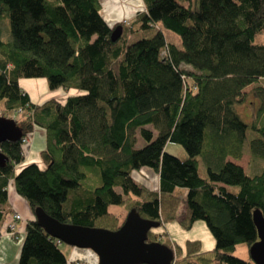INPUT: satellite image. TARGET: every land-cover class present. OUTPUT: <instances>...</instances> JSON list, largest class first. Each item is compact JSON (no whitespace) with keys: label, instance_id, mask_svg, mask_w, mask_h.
I'll return each mask as SVG.
<instances>
[{"label":"trees","instance_id":"1","mask_svg":"<svg viewBox=\"0 0 264 264\" xmlns=\"http://www.w3.org/2000/svg\"><path fill=\"white\" fill-rule=\"evenodd\" d=\"M144 2L145 10L111 27L100 0H0L11 34L5 39L0 29V115L15 118L22 132L0 143L8 156L0 165V226L13 181L34 214L41 207L62 222L116 230L132 208L158 227L178 217L185 229L205 220L215 237L210 250L199 239L182 247L165 230H149L147 241L175 250L173 264H257L232 251L259 238L253 211L264 215V165L250 175L228 158L245 153L249 124L238 106L250 92L264 112V87L255 85L264 78V42H254L264 30V0ZM163 28L179 34L180 45ZM32 77L77 92L35 104L20 84ZM36 127L46 133L44 165L17 170L22 139ZM252 127L261 136L251 152L264 158V125ZM137 130L146 142L140 148ZM168 142L182 144L188 157L168 152ZM143 166L159 174L158 191L132 176ZM179 187L187 188L182 216ZM113 205L125 208L123 218ZM61 243L32 218L18 264H68Z\"/></svg>","mask_w":264,"mask_h":264},{"label":"water","instance_id":"2","mask_svg":"<svg viewBox=\"0 0 264 264\" xmlns=\"http://www.w3.org/2000/svg\"><path fill=\"white\" fill-rule=\"evenodd\" d=\"M122 31L123 26L117 25L112 31V40H117ZM21 136L16 119L0 115V143L19 140ZM7 160L8 156L0 149V165ZM35 218L61 242L93 250L98 264H173L176 256L175 250L168 245L147 241L149 230L158 227L160 222L142 217L136 208L128 212L116 230L62 222L41 207L35 209ZM253 219L259 238L250 246L251 259L264 264V215L259 208L253 211Z\"/></svg>","mask_w":264,"mask_h":264},{"label":"rangeland","instance_id":"3","mask_svg":"<svg viewBox=\"0 0 264 264\" xmlns=\"http://www.w3.org/2000/svg\"><path fill=\"white\" fill-rule=\"evenodd\" d=\"M144 10H145V8H144ZM131 19H133V18H131ZM126 20L128 21L130 19H125L123 21H126ZM0 29L2 30V37L3 38H5V39L11 38L8 19L5 18L3 20H0ZM163 31L165 32V35L168 38V40L173 41V42L180 45L181 39H180L179 34H177L176 32H174L170 29H166V28H163ZM254 42L255 43L264 42V30L255 36ZM38 78L42 79L41 77H32L29 79H38ZM255 85H261L264 87V78H261ZM61 89H65V88L61 87ZM40 90H42L41 87H40ZM259 104H260L259 97H257L252 92H250L247 100L243 104H240L238 106V111L240 113V116L245 122H247L249 124V128L247 130V139H246L245 146H244L245 153L237 161L239 162L240 165H242V167L245 169V171L250 175L261 172L263 169V165H264V158L262 156H260L259 154L253 155V153L251 152V149H250V141L253 138H259L261 136L260 130L253 128L252 124L256 123L258 125V127H262V125H264V112L262 110H259ZM150 128L155 130L152 125H150ZM135 133L137 135L135 147L140 148V147L144 146L146 144V142L142 138V136L139 134L138 130ZM166 149L168 152L177 155L181 159H186L188 157V153H187L186 149L180 143L168 142L166 145ZM27 153H28V149H27L26 155H27ZM33 154L34 155H33L32 159H30V161H28V164L35 162V161H31V160H35V158H38V160H41V163L44 162L43 157L41 155V152L40 153L34 152ZM199 158H201V162H200V166H199V173L201 176L207 177L208 176L207 165L201 156H199ZM229 159H233V158L229 157ZM23 161H25V159H23L21 162H23ZM25 165H27V164L25 163ZM22 167H19V168L21 169ZM132 176L134 177V179L136 181L148 186L149 189L151 190V192L158 191V189H159V174L153 168H151L149 166H143L139 169H135L132 172ZM11 184H14L13 181H11ZM11 184H10V186H11ZM178 189L182 195V203H181L180 211H179V216H182L184 213V210H185L187 188L179 187ZM230 189L232 191H237L238 186L230 185ZM118 190H120V188H118ZM26 202H27V200H26ZM110 209L112 211L118 213L121 216V218H123L125 215V208L121 205H113V206H111ZM31 210H32V208H31ZM32 213L34 214L33 210H32ZM179 218L180 217H178L177 219H175L173 221L167 222V223L165 222V226L157 227V229L162 230V231L165 230L164 232L167 233L166 237L170 238L172 241H175L176 243H178L182 247L185 246L187 240H194V239L201 240L203 250H210L215 246V237L212 234V232L210 231L205 220L200 219L199 221L195 222V224L193 225V228L185 229L181 225ZM16 239H18V238H16ZM20 239H18V241ZM61 245L63 247L64 246L73 247L72 245H69V244L64 243V242ZM84 249H89V248H84ZM232 252L236 256H239L241 258H244L247 260L251 259L250 248L248 247L247 243L237 244V246L235 247V249ZM215 264H224V263L215 262Z\"/></svg>","mask_w":264,"mask_h":264},{"label":"crops","instance_id":"4","mask_svg":"<svg viewBox=\"0 0 264 264\" xmlns=\"http://www.w3.org/2000/svg\"><path fill=\"white\" fill-rule=\"evenodd\" d=\"M100 1L102 5L101 15L111 27H114L116 24L122 22L125 19L134 18L145 8L144 0ZM41 78L42 79L22 78L20 80L21 87L29 94L31 101L35 104H41L51 98L64 100L68 97V95L77 92L76 90L68 91L61 88L51 90L48 87L46 79L43 77ZM40 87L42 90H40ZM45 147V130L41 127H36L32 133L28 145V153L27 155L25 154L24 157L25 161L17 165V170L20 169L19 167L24 166L25 163L28 164V161H30L34 155V152L40 153ZM37 160L38 158H35V160L31 161H35L41 166L44 165V163H41V160ZM229 160L239 163L235 159ZM6 206L9 209L4 215L3 222L0 226V264H18L20 249L26 233L27 223L30 219L35 218V214L32 213V210L26 200L17 192L14 184H11V186L9 185L8 202L5 207ZM15 211L21 214V219L15 222L14 229L15 234L18 236L17 238L20 239L22 237L19 241L16 239V237L11 235V230L9 229L10 223L13 222V213ZM61 244L60 246L67 256L68 264H98V256L91 249H84L76 246L63 247Z\"/></svg>","mask_w":264,"mask_h":264},{"label":"built area","instance_id":"5","mask_svg":"<svg viewBox=\"0 0 264 264\" xmlns=\"http://www.w3.org/2000/svg\"><path fill=\"white\" fill-rule=\"evenodd\" d=\"M33 133V132H32ZM32 133L28 134L27 136H25L23 139H22V145L23 147L25 148V154L27 152V149H28V145H29V142H30V139H31V136H32ZM21 219V214L18 213L17 211H15L13 213V222L10 223V226H9V229L11 230V235L13 237H18L15 232H14V229H15V222L20 220ZM60 241V240H59ZM77 264H80V263H77Z\"/></svg>","mask_w":264,"mask_h":264},{"label":"bare ground","instance_id":"6","mask_svg":"<svg viewBox=\"0 0 264 264\" xmlns=\"http://www.w3.org/2000/svg\"><path fill=\"white\" fill-rule=\"evenodd\" d=\"M33 81V80H32ZM2 241V240H1ZM6 246V245H5Z\"/></svg>","mask_w":264,"mask_h":264}]
</instances>
